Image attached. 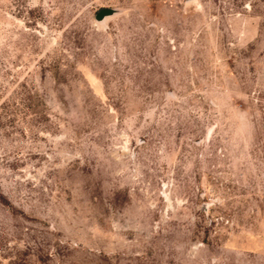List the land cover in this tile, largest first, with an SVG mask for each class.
<instances>
[{
    "label": "rangeland",
    "instance_id": "obj_1",
    "mask_svg": "<svg viewBox=\"0 0 264 264\" xmlns=\"http://www.w3.org/2000/svg\"><path fill=\"white\" fill-rule=\"evenodd\" d=\"M0 264H264V0H0Z\"/></svg>",
    "mask_w": 264,
    "mask_h": 264
},
{
    "label": "water",
    "instance_id": "obj_2",
    "mask_svg": "<svg viewBox=\"0 0 264 264\" xmlns=\"http://www.w3.org/2000/svg\"><path fill=\"white\" fill-rule=\"evenodd\" d=\"M114 12V9H112V8H102V9H100L98 12H97V14H96V19L97 20H101V19H103L105 16H107V15H110V14H112Z\"/></svg>",
    "mask_w": 264,
    "mask_h": 264
}]
</instances>
